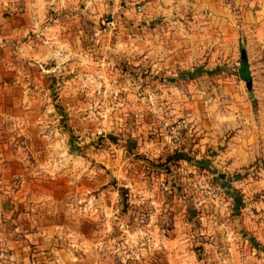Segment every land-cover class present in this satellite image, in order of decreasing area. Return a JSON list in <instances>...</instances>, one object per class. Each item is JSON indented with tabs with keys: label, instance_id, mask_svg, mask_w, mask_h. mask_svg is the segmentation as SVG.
<instances>
[{
	"label": "rangeland",
	"instance_id": "obj_1",
	"mask_svg": "<svg viewBox=\"0 0 264 264\" xmlns=\"http://www.w3.org/2000/svg\"><path fill=\"white\" fill-rule=\"evenodd\" d=\"M246 6L0 0L16 83L0 142L27 119L34 172L30 206L0 214V264H264V48Z\"/></svg>",
	"mask_w": 264,
	"mask_h": 264
},
{
	"label": "crops",
	"instance_id": "obj_2",
	"mask_svg": "<svg viewBox=\"0 0 264 264\" xmlns=\"http://www.w3.org/2000/svg\"><path fill=\"white\" fill-rule=\"evenodd\" d=\"M239 0H236L238 3ZM247 10L246 11V17L248 21H253V24L251 25V34L248 35V38L250 42L253 40H256L260 43V46L264 48V0H247ZM250 29V28H249ZM241 56H244L246 58V62L248 64V71L250 76V86H246L248 88L251 87V73L249 68V59H247L246 54L244 51H242ZM5 64V65H4ZM9 61H5L4 58L0 57V89L1 90V101H5L3 103H6V105H0V110H6V116H11L9 113L13 111V105H15L14 100L16 99L15 91L13 84L15 83L14 80V74L10 72L9 69ZM5 66V68H4ZM239 67V66H238ZM238 69V68H237ZM5 70V71H4ZM246 83V82H245ZM12 84V85H11ZM16 84V83H15ZM25 92V88L22 90V93ZM8 101V102H7ZM22 110L24 111H30V102H24V98L22 99ZM258 105L264 109V97L259 98ZM10 109V110H9ZM12 109V110H11ZM25 113V112H24ZM12 118V117H11ZM29 122L27 119L22 120V126L20 127V131L16 132L15 136H11V141L9 142V145L11 146L10 150L7 148L6 144H1L0 142V195H3L0 198V214L2 213V216H4L5 212L3 210V206H7L12 208L10 211H8V214L11 216L12 212L15 211V214L17 211L15 210L18 205V202L22 201L23 205L30 206L31 204V174L34 175V172L32 173V167L30 165V152L28 150V141L29 138L27 132H25L24 123ZM6 126H9L16 129L15 127L19 126V121H16V119L7 120L5 122ZM4 125V126H5ZM263 133H264V126L262 127ZM262 142L261 144L264 145V135L263 139L260 141L259 136L255 137L253 142ZM252 142V143H253ZM251 143V144H252ZM247 144H250L248 141ZM254 147V145H252ZM264 153V148L262 149ZM259 150H256L255 148L252 150H249L246 152V155L239 156V158L244 157V159L247 158H253L255 159L256 156H259ZM264 155V154H263ZM257 158V157H256ZM34 169V168H33ZM40 172V169H39ZM40 174V173H39ZM4 176L8 177V182L4 183ZM21 177V178H20ZM40 181V180H38ZM4 183V184H3ZM6 194H8L6 196ZM22 194V197L17 199V196ZM34 199H37L33 197ZM25 206V207H26Z\"/></svg>",
	"mask_w": 264,
	"mask_h": 264
},
{
	"label": "trees",
	"instance_id": "obj_3",
	"mask_svg": "<svg viewBox=\"0 0 264 264\" xmlns=\"http://www.w3.org/2000/svg\"><path fill=\"white\" fill-rule=\"evenodd\" d=\"M237 75L240 79L244 80L246 83L250 81L248 64L244 56L240 57V66L237 69Z\"/></svg>",
	"mask_w": 264,
	"mask_h": 264
},
{
	"label": "built area",
	"instance_id": "obj_4",
	"mask_svg": "<svg viewBox=\"0 0 264 264\" xmlns=\"http://www.w3.org/2000/svg\"><path fill=\"white\" fill-rule=\"evenodd\" d=\"M135 9H136V11L137 12H143L144 11V9H145V5L144 4H137L136 6H135Z\"/></svg>",
	"mask_w": 264,
	"mask_h": 264
},
{
	"label": "water",
	"instance_id": "obj_5",
	"mask_svg": "<svg viewBox=\"0 0 264 264\" xmlns=\"http://www.w3.org/2000/svg\"><path fill=\"white\" fill-rule=\"evenodd\" d=\"M246 84H247V86H250V81L248 83H246Z\"/></svg>",
	"mask_w": 264,
	"mask_h": 264
}]
</instances>
